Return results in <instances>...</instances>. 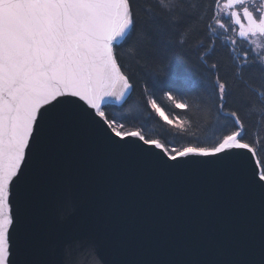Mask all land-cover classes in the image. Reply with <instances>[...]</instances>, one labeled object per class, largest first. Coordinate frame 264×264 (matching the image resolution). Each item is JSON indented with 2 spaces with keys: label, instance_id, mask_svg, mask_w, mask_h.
Wrapping results in <instances>:
<instances>
[{
  "label": "snow or ice",
  "instance_id": "obj_1",
  "mask_svg": "<svg viewBox=\"0 0 264 264\" xmlns=\"http://www.w3.org/2000/svg\"><path fill=\"white\" fill-rule=\"evenodd\" d=\"M210 9L200 0H0V264H42L33 255L45 243L36 201L63 170L54 147L82 136L160 176L193 170L239 176L259 196L258 264H264V79L254 82L257 72L264 74V0H213ZM201 24L194 48L210 80L197 86L209 103L167 87L157 72L151 84L138 81L129 61L139 66L145 51L184 49ZM218 41L231 58L227 71L210 59ZM158 91L188 124L194 103L214 111L213 136L189 134L181 114H165ZM129 106L146 118L155 113L178 138L153 137L137 119L112 114ZM184 195L201 216L211 215L213 185ZM75 212L65 188L61 219ZM82 255L105 264L89 237L67 238L61 264Z\"/></svg>",
  "mask_w": 264,
  "mask_h": 264
},
{
  "label": "water",
  "instance_id": "obj_2",
  "mask_svg": "<svg viewBox=\"0 0 264 264\" xmlns=\"http://www.w3.org/2000/svg\"><path fill=\"white\" fill-rule=\"evenodd\" d=\"M53 159L63 170L44 183L34 208L45 243L33 255L42 264H61L69 237L94 239L105 264H258L260 200L239 176L212 170L160 176L107 155L83 136L54 147ZM211 185L217 195L205 218L184 193ZM65 188L73 194L76 212L61 219ZM67 264L97 261L82 255Z\"/></svg>",
  "mask_w": 264,
  "mask_h": 264
},
{
  "label": "trees",
  "instance_id": "obj_3",
  "mask_svg": "<svg viewBox=\"0 0 264 264\" xmlns=\"http://www.w3.org/2000/svg\"><path fill=\"white\" fill-rule=\"evenodd\" d=\"M205 5L210 13V5L213 0H200ZM197 33L190 38L189 43L184 49H166L161 50L158 54L155 51H145L142 55L145 58V63L137 65L135 61H129L132 64L131 70L137 72V79L147 80L151 84V72H157L161 79L166 80L167 87H171L180 92L189 94V98L195 100L197 97L205 104L209 103L208 94L197 86V82L201 78L210 80L204 64L198 58V52L194 48V41L199 38L200 32L203 31V24L198 26ZM240 46L238 45V48ZM216 53L210 59H216L222 71H227L231 65V58L226 48L218 41L216 43ZM161 58H163V66L161 67ZM264 79V74L257 72L254 77V82ZM139 96V88L134 97ZM158 104L163 108L165 114L170 118L175 119L176 114H181V119L185 120V127L189 129V134H196L201 138H211L215 132V113L209 112V109L204 106L193 104L188 116L191 118V124L187 123V119L183 115V110L175 109L170 101L163 97L162 91L157 92ZM131 108V111L129 110ZM120 111H114L112 114L120 117L135 118L141 123H144L149 134L153 137L163 136L165 139H177L175 136L176 129L163 121L155 113L151 118H146V114L138 111L135 106H129Z\"/></svg>",
  "mask_w": 264,
  "mask_h": 264
}]
</instances>
